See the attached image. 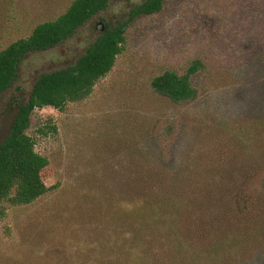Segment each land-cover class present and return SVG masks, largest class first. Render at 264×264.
Listing matches in <instances>:
<instances>
[{"label":"rangeland","instance_id":"374dc122","mask_svg":"<svg viewBox=\"0 0 264 264\" xmlns=\"http://www.w3.org/2000/svg\"><path fill=\"white\" fill-rule=\"evenodd\" d=\"M72 1L0 0V51ZM144 1L111 0L62 43L26 55L0 96L1 145L40 75L126 26L122 54L90 97L33 112L26 133L49 160L50 191L5 206L0 264L132 261L133 211L146 196L137 175L149 161L173 179L164 192L181 206L179 233L196 264H264V0H164L160 12L132 18ZM197 60L194 100L153 91L154 77L185 75Z\"/></svg>","mask_w":264,"mask_h":264},{"label":"trees","instance_id":"16d2710c","mask_svg":"<svg viewBox=\"0 0 264 264\" xmlns=\"http://www.w3.org/2000/svg\"><path fill=\"white\" fill-rule=\"evenodd\" d=\"M110 1L73 0L58 18L38 24L29 36L2 49L0 96L13 86L19 64L26 55L62 43L85 22L105 11ZM163 3L164 0H145L132 10V18L156 14L162 10ZM125 27L106 28L73 65L40 75L27 101L16 109L9 135L0 145V215L5 214V206H28L50 191L42 179L49 160L36 151L34 139L26 133L33 112L44 108L62 111L68 104L90 97L95 85L112 71L123 52ZM201 67L202 63L197 60L185 75L165 71L152 79L151 87L172 103L192 101L197 93L190 77ZM149 164V171L137 175L146 196L143 204L133 211L138 217L132 230L129 255L134 258L127 264H196L195 252L184 244L179 233L181 206L172 192H164L165 185H173V179L167 181L153 161ZM146 245L148 250L144 255L140 250Z\"/></svg>","mask_w":264,"mask_h":264}]
</instances>
